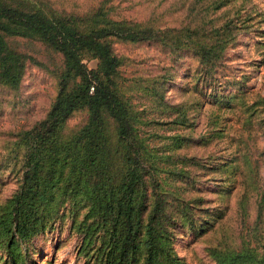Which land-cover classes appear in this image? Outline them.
Here are the masks:
<instances>
[{
  "label": "rangeland",
  "instance_id": "1",
  "mask_svg": "<svg viewBox=\"0 0 264 264\" xmlns=\"http://www.w3.org/2000/svg\"><path fill=\"white\" fill-rule=\"evenodd\" d=\"M25 1L78 16L103 7L112 20L167 35L164 42L113 40L111 48L121 61L120 91L148 148L168 155L173 170L164 175L168 244L184 264H218L213 252L243 249L263 257L264 0ZM221 29L224 36H218ZM207 39L226 41L213 66L195 56L194 42ZM6 41L31 61L17 89L0 85V208L20 184V134L44 119L62 64L59 54L35 41ZM83 63L98 71L97 60ZM182 116L184 125L176 122ZM87 118L84 109L74 112L60 138L73 135ZM61 187L43 209L45 228L23 245L22 264H83L78 250L88 204ZM143 253L140 246L132 264H142ZM0 264H11L2 246Z\"/></svg>",
  "mask_w": 264,
  "mask_h": 264
},
{
  "label": "trees",
  "instance_id": "2",
  "mask_svg": "<svg viewBox=\"0 0 264 264\" xmlns=\"http://www.w3.org/2000/svg\"><path fill=\"white\" fill-rule=\"evenodd\" d=\"M102 9L78 16L42 3L0 0V85L17 89L25 63L31 61L12 50L6 38L35 41L62 60L57 94L44 119L20 134V184L0 208V246L11 264L23 263V245L45 228L43 209L60 184L63 193L81 196L88 204L78 250L83 264H132L140 246L142 264H184L167 241L164 175L173 172L167 168L169 157L148 148L120 91L121 61L111 48L113 40L164 42L167 35L112 20ZM225 45L218 39L194 42L195 56L213 66ZM86 58L98 61L97 72L88 71ZM83 109L88 114L85 125L61 139L65 122ZM176 122L184 125L185 118ZM212 255L218 264L264 261L249 249Z\"/></svg>",
  "mask_w": 264,
  "mask_h": 264
}]
</instances>
